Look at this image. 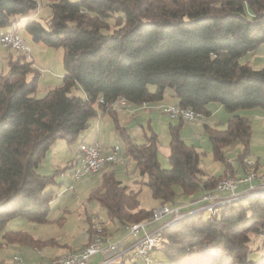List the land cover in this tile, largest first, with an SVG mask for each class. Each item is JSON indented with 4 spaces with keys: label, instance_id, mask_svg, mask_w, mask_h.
<instances>
[{
    "label": "trees",
    "instance_id": "1",
    "mask_svg": "<svg viewBox=\"0 0 264 264\" xmlns=\"http://www.w3.org/2000/svg\"><path fill=\"white\" fill-rule=\"evenodd\" d=\"M39 4L0 0V32H17V21L36 13ZM47 5L45 24L29 19L23 28L33 42L62 48L60 85L37 98L39 71L12 49L7 70L0 73V248L39 246L30 234L8 230L7 223L14 218L35 224L49 220L54 191L45 187L66 167L44 175L37 171L39 164L55 140L75 144L91 118L111 112L107 104L117 98L139 106L170 91L177 105L203 115L210 103L229 112L264 110V67L239 61L264 44V0H52ZM75 88L82 96L72 93ZM206 130L213 158L224 166L218 177L204 172L200 152L175 126L169 127V169L159 166L155 135L138 144L120 133L134 170L160 203L154 210L174 203L176 186L182 194H200L228 170L231 174L224 154L229 144L239 141L242 154L248 149L251 127L245 117L233 115L225 128ZM138 195L139 190L109 171L101 172L100 184L91 190V198L120 230L154 213L141 207ZM92 225L81 249L91 240ZM261 232L264 192L257 191L214 214L199 211L165 227L159 249L153 251L154 264L159 258L165 264H264V251L258 259L249 256L250 235L263 241ZM103 234H108L105 226ZM131 257L108 264H126Z\"/></svg>",
    "mask_w": 264,
    "mask_h": 264
},
{
    "label": "rangeland",
    "instance_id": "2",
    "mask_svg": "<svg viewBox=\"0 0 264 264\" xmlns=\"http://www.w3.org/2000/svg\"><path fill=\"white\" fill-rule=\"evenodd\" d=\"M39 1V12L35 15V19L39 20L42 24H45V20L48 17V14L50 12L49 7L47 5L48 2H51L52 0H38ZM25 24L24 20L17 21L16 28L19 36L29 45L30 48V58H26V61H30L32 58L35 63L37 64V70L39 71V78L37 82V90L35 92V96L37 98H42L45 93L56 86H59L62 80V73H63V67H62V54L63 50L61 47H53V46H47L41 42H33L31 40L30 35L25 31L23 28ZM12 52V50H10ZM4 53V49L0 46V73L5 72L7 70L6 63H3L2 61V54ZM241 63H248L253 68L258 67H264V44L259 46L256 50L248 52L241 56L239 59ZM155 88L154 85L149 84L148 89L153 90ZM72 93L77 96H82V91L79 88H75L72 90ZM247 109V110H244ZM249 109V110H248ZM262 111L264 113V110L259 107L254 108H239L234 111L235 115L245 117L247 118L249 125L251 127L250 132V138L248 143V149L244 154L243 153V147L239 141H235L228 146L224 148V154L226 158H231L232 160H229V163H238L240 160H252L254 162H258L259 168L261 170H264V117L258 115H255V112H251L253 110ZM240 111H243V113H239ZM244 111H250V112H244ZM247 114V115H246ZM201 121V120H199ZM158 130V143H157V160L159 163V166L162 169H169L170 164L168 161V155H169V135L166 131L161 130V128H157ZM84 132V131H83ZM187 140V139H186ZM119 143L123 149V151L126 150L125 142L119 139ZM77 144V141L73 145H67L63 140L57 139L49 149V151L46 153L48 155L44 158V163L46 164L49 161H51L52 164L58 163L59 159H62L64 155L66 154V151L64 152L63 148L66 149V147L72 148ZM61 146L63 148H61ZM197 146H200V166L206 171L209 175L218 177L219 174H221L223 170V163L220 161H216L213 158L210 142L208 140V137L206 138V144H198ZM125 149V150H124ZM126 155V163L132 164L131 166H128V172L132 174V178H140L138 172L134 170V166L132 163V159L130 156L127 157ZM242 156V159L240 157ZM241 162H239L240 164ZM245 165V164H244ZM243 165V168H244ZM55 166V165H54ZM68 167H66L64 170H67ZM254 166V170H255ZM37 171L40 173L41 169L38 167ZM68 172V170H67ZM255 173H260L255 170ZM120 176H116V179L119 181L121 180L122 184L125 185L127 175L125 171H122V173H119ZM227 176H234V175H227ZM92 177L87 181L86 183L80 182L81 180H78L75 182L74 186V192L71 193H64L61 195H57L56 193V185L54 183H49L46 185L45 190H53L54 191V198L51 202V211L49 213V220L46 223L43 224H35L32 222H27L22 218H14L11 219L7 223V229L10 231H22L27 234H30L33 238H36L40 241L39 246L36 248H39L41 252H45L46 256L47 252L55 251V252H64L68 249H74L78 248L82 245V243L86 242V239H83L84 232L87 230L89 226L90 218L95 217V220L97 223H94L92 225V229L94 230V225L99 224L101 228L103 229V224H107L106 228H108V232L112 234L113 229L110 224H108L110 221L106 216L105 209L99 205L97 201L94 199L91 200V190L98 186L100 184V175L95 176H88L87 178ZM221 177L222 178H225ZM131 178V179H132ZM145 179V178H144ZM139 183L137 185V189L139 190L138 199L140 202V205L142 208L147 210H153L156 209L157 206V200H155L152 195L150 189L142 182V180H139ZM135 188V187H133ZM176 197L174 199V203H177V206H186L188 204H194L188 203L190 202L189 199H192L193 197H198L199 194L194 193L192 195H186L181 193L180 187L176 186ZM213 189V188H211ZM210 189V190H211ZM209 190V189H208ZM245 194H247L245 192ZM243 197V196H242ZM241 198L235 199V201H238ZM185 201L186 205L179 204L180 202ZM199 198L197 201H195L196 204H198ZM165 206L170 208V204H164ZM163 205V206H164ZM174 205V204H173ZM123 231V230H122ZM95 232L92 231L89 235V240L91 238V235ZM103 233V231H102ZM125 233V232H123ZM104 235V234H103ZM106 236L110 237V235L105 234ZM261 235V234H260ZM87 237V233H86ZM17 244H6L4 247H6V250L4 251L3 248H0V264H5V261L7 260V256H10L12 252L23 250V247H14ZM249 248L251 250L249 256L251 259H258L264 251V239L260 238V236L256 233H251L250 235V241L248 243ZM88 246V245H87ZM83 249V248H82ZM72 252V251H71ZM37 253V252H36ZM20 254V253H19ZM42 254V253H41ZM20 257V256H19ZM59 257V256H58ZM21 258V257H20ZM158 260V258H156ZM41 260H44L41 258ZM159 262L155 264H165V260L163 258H159ZM126 264H140L138 260L134 257H131L129 259H126Z\"/></svg>",
    "mask_w": 264,
    "mask_h": 264
},
{
    "label": "crops",
    "instance_id": "3",
    "mask_svg": "<svg viewBox=\"0 0 264 264\" xmlns=\"http://www.w3.org/2000/svg\"><path fill=\"white\" fill-rule=\"evenodd\" d=\"M38 8H40V6H38ZM35 15L36 13L33 12L29 14L28 16L20 18L18 21L24 20L26 22L29 19H35L34 18ZM3 49H4V53L2 54V61L3 63H6L7 65V59L12 53L10 51L11 49H5V48ZM30 61H32L33 66L37 68V64L32 58L30 59ZM258 68H261V67H258ZM150 91H154V89ZM167 104H177V98L170 91L165 92L164 96L160 100L142 103L139 106L127 105L126 103L124 105H121V107H117L113 109L111 112H104V113L99 112L97 113L95 117L91 118L89 127L80 134L79 138L77 139V144L79 142L97 141L100 143L102 147V151L104 153L107 152L111 146L116 145V144L119 145V148H120L119 160L111 162V163H106L102 167V170L97 175H101V172L109 171V172L114 173L116 176H120L119 173H122V171H125L127 175V178L125 179L126 180L125 185L129 186V188L131 189L138 190L136 187L139 183L138 179L141 180V177L132 178V174L128 172V166H131L132 164H130V162L129 163L125 162V160L127 159L125 155L127 153V150L124 149L125 151H123L119 143V139L122 140L120 133L124 135H129V137L132 138L138 144L145 142L152 135H155L157 138V143H158V133L159 132L157 128H161V130L166 131L169 135V127L175 126L178 128L180 137L186 143L194 145L196 147V150L198 151L200 150V146H197L198 144H206V138L208 137L206 128H210V129L225 128L227 120L231 116L235 115V112H236V111H232V112L227 111L219 103H210L207 105L208 114L204 115L201 121L198 120L196 122H187L183 120L170 119L166 115L161 113V110H160L161 106L167 105ZM244 110H247V109H244ZM244 112H250V111H244ZM251 112H255V115L259 114L260 116L264 117V113L262 111H257L254 109ZM239 113H243V111H240ZM77 144L73 146L72 148L66 147V149L61 146V148L64 149L63 151L64 152L66 151V154L64 155L62 159L58 160V163L55 162V164H52L51 161L48 160V162L45 164L44 161L46 159L45 160L43 159L44 161H42L38 166L41 169L40 173L44 175L50 174L57 169L68 167L67 169L68 172L67 170H61L62 172H64L63 176H60L59 174L60 172H59L55 178L54 184L56 185L57 195L74 192L75 183H73L71 180V173L74 169V166L79 165V156L76 150ZM128 156L129 154L127 155V157ZM47 158H48V155H47ZM226 159L227 161L232 160L231 158H228V157ZM239 162L237 164L234 162L232 163L230 167L232 169L231 170L232 173L230 174L228 170L229 175L241 176L243 173H245L246 168L245 167L243 168V164L242 163L239 164ZM132 163L134 165L133 160H132ZM256 163L257 164L255 167L256 168L255 170H257V172H260L259 174L258 173L257 174L263 175L264 170H261L259 168L258 162ZM223 171H224V166H223L222 172ZM205 173L209 175L206 171ZM90 178L92 177H89V178L83 177L82 179H80L81 180L80 182L86 183L87 181H89ZM71 186L72 188H70ZM211 190L206 189V191H211ZM90 196H91V193H90ZM199 196L189 199L190 202L188 203H191V202L195 203V201H197ZM185 201L187 200H184L183 202H180L179 204H182V205L188 204ZM173 204L178 205L177 203H173ZM159 206H160V203L157 201L156 208H158ZM89 220H90L89 222H91L92 224H94V222L96 221L95 217H92ZM108 224H110L113 229L114 228L116 229V230H112L113 233L110 234L108 232V228H106L107 224L102 225L103 227L105 226V228L107 229L108 235L111 236V238L107 236L109 239H120L124 235L123 233L125 232L124 228L122 229L123 230L122 231L118 229L117 225L114 224L113 222H109ZM84 234L85 235L83 239L86 238V231L84 232ZM84 244H85V240L80 247L74 248L72 250L68 249L61 253L55 252V251L47 252V255L49 256H46L44 251L41 252L39 248H36L34 246L19 245V247H23L24 249L20 250L19 252L18 251L12 252L10 256H7V260L5 261V264H10L11 257L13 255H19L21 257V260H22L21 264H33V263H38V262L46 264L58 256H61L71 251L80 250ZM17 245L14 247H18ZM3 249L5 251L6 247H3ZM41 258H43L44 260H41ZM100 258H101L100 255H96L94 258V262L99 261Z\"/></svg>",
    "mask_w": 264,
    "mask_h": 264
},
{
    "label": "built area",
    "instance_id": "4",
    "mask_svg": "<svg viewBox=\"0 0 264 264\" xmlns=\"http://www.w3.org/2000/svg\"><path fill=\"white\" fill-rule=\"evenodd\" d=\"M38 12L39 8H37L36 14ZM8 45H17L19 53L30 58L29 45L17 32H0V46L7 49ZM99 102H103L102 97H99ZM107 107L113 110L121 107V103L118 102L117 98L115 101L107 104ZM161 113L178 116L179 120L187 122H196V116H204L203 114L191 115L185 111V107L177 104L167 105V107L162 109ZM76 150L79 156V165L74 166L71 173L73 183L83 177L98 174L106 162L119 160L120 148L117 144L111 146L104 153L100 143L97 141L89 143L79 142ZM98 154H106V161L104 163H97ZM242 164H252L256 167L257 163L248 159L243 160ZM59 174H64V172L61 171ZM213 188L218 189V196L216 198H206V189L204 188L196 205L177 206L170 204V208L164 214H157V210H152V212H155V222L153 224L141 228H126L124 235L120 239L97 240L91 236L88 249L78 250L75 256H59L57 259H52L46 264H95L103 261L121 260L128 254L134 255L141 264H154L153 251L159 249L157 248V241H160L163 218L168 213H186L188 210L194 208H206L207 213L214 214L215 208L235 202V199L240 198L245 192L264 189V175L254 176L244 173L241 176L226 175L225 180H221V185L214 186ZM94 223H97V221ZM261 236L264 238V232H261ZM96 255H100L101 258L99 261L94 262ZM21 262L20 257H11L10 264H21Z\"/></svg>",
    "mask_w": 264,
    "mask_h": 264
},
{
    "label": "bare ground",
    "instance_id": "5",
    "mask_svg": "<svg viewBox=\"0 0 264 264\" xmlns=\"http://www.w3.org/2000/svg\"><path fill=\"white\" fill-rule=\"evenodd\" d=\"M7 48L9 49H12L16 52H19V49H18V46L17 45H8ZM118 102L121 103V105H124L126 104V99L121 97L118 99ZM169 105V104H167ZM167 105H162L160 110L162 111L163 108L167 107ZM185 111L190 113L191 115H202L190 108H185ZM168 118L170 119H175L177 120L178 116H172V115H166ZM204 116H196V121L198 120H201L203 119ZM179 120V118H178ZM82 143H89V142H82ZM104 161H106V154H98L97 155V163H104ZM114 162V161H112ZM106 163H111V162H106ZM244 167L246 168V171L244 174L246 175H254V176H261V175H258L257 173H255L254 171V165L252 164H245ZM264 175V174H263ZM60 176H63V174H61ZM221 180H225V178H222L220 179L215 186H220L221 185ZM264 192V189H259V190H254V191H248L246 192L247 194H242L241 197L243 196H246V195H249L251 193H255V192ZM218 193V189L217 188H213V190L211 191H206V198H216L217 197V194ZM240 197V198H241ZM242 197V198H243ZM169 207L167 206H163L161 209H159L157 211V214H164L166 213V210H168ZM199 211H207L206 208H195L193 210H190V211H187L186 213H168L166 217L163 218V223H162V227H161V232L162 230L165 228V227H168L170 226L171 224H173L174 222H177L181 219H183L185 216L187 215H190V214H193V213H197ZM217 212V208H215V211L214 213ZM155 222V212L152 214L151 218L147 221H143V222H139V223H135V224H131L129 226H126L124 227V229L126 230V228H141V227H144V226H147V225H150V224H153ZM94 230L95 232L91 235L93 236V239H97V240H110L107 236H104L102 231L103 229L101 228V226H99V224L97 225H94ZM93 230V231H94ZM162 237H160V241H161ZM160 241H157V248L159 246V243ZM89 247V244L88 246L84 247L83 249L81 250H84V249H88ZM78 251H72V252H68L66 254H63L65 256H75L77 255ZM14 257H19V255H13ZM62 256V255H61ZM21 259V258H20ZM57 259V258H55ZM111 261H114V260H111ZM111 261H103V262H99V263H96V264H108L110 263ZM37 264H41V263H37Z\"/></svg>",
    "mask_w": 264,
    "mask_h": 264
}]
</instances>
